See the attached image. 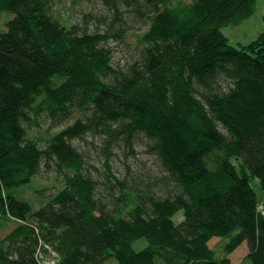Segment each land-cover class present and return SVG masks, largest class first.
I'll use <instances>...</instances> for the list:
<instances>
[{
    "label": "trees",
    "instance_id": "trees-1",
    "mask_svg": "<svg viewBox=\"0 0 264 264\" xmlns=\"http://www.w3.org/2000/svg\"><path fill=\"white\" fill-rule=\"evenodd\" d=\"M55 1L0 0V264H232L245 243L264 264V33L222 32L258 0H100L71 26ZM36 175L62 187L33 212L10 190Z\"/></svg>",
    "mask_w": 264,
    "mask_h": 264
},
{
    "label": "rangeland",
    "instance_id": "rangeland-1",
    "mask_svg": "<svg viewBox=\"0 0 264 264\" xmlns=\"http://www.w3.org/2000/svg\"><path fill=\"white\" fill-rule=\"evenodd\" d=\"M94 6L101 8L100 0H82L81 3H78L77 5L73 4V0H56L54 3L56 17L69 26L75 24L81 19L80 17L82 9L87 8L88 10H94L96 9ZM263 17L264 0H258L256 3V12L252 17L243 21V24L239 26L225 27L222 29V32L229 38V43L231 45L240 48L241 46L248 45L251 42H254V40H256L260 34L264 33ZM9 18L10 16L6 15L0 19V26H2V28L5 27V24L7 23V20ZM140 29H142V26L136 27L135 31H139ZM110 47L111 49L115 50L114 60H116V62H120V65H125L127 63L126 57L131 59L134 58L135 52L132 49L135 50L136 42L132 38H130L128 39V41H126L125 44H121L120 42L116 41L110 42ZM45 139L48 140L49 138ZM118 165L121 167V160ZM59 182L61 183L62 180L58 181L55 175H48L46 177L36 175L32 178L31 183L10 190V194L14 197L16 196L18 199L30 203L33 212H35L39 208L47 205L52 196L57 195L62 187ZM257 192L259 202L264 205V193L262 192V190L260 191L259 188L257 189ZM0 227V231L4 230L3 225H0ZM219 240L216 239L211 241L210 245L219 250ZM146 244V240H142V242H140L138 246H146ZM248 251L249 247H247V244H243L230 256L232 260L231 263L249 264L248 261H245V256ZM104 264L119 263H117V260L115 258H110L108 261L104 262Z\"/></svg>",
    "mask_w": 264,
    "mask_h": 264
}]
</instances>
